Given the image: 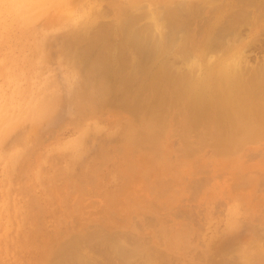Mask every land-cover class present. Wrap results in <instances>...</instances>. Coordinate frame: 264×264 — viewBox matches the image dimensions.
I'll use <instances>...</instances> for the list:
<instances>
[{"label":"rangeland","instance_id":"1","mask_svg":"<svg viewBox=\"0 0 264 264\" xmlns=\"http://www.w3.org/2000/svg\"><path fill=\"white\" fill-rule=\"evenodd\" d=\"M143 1L0 0V264H51L77 238L88 241L69 263L113 264L118 256L103 244L113 235L139 246L120 264H264V210L251 203L264 208V135L221 150L217 137L227 134L194 126L179 105L154 123L127 107L151 98L148 82L121 68L116 53L98 58L115 44L133 58L124 19L149 23V4L163 19L172 2ZM251 50L254 67L264 52ZM136 57L134 66L149 64ZM163 59L171 57L148 76Z\"/></svg>","mask_w":264,"mask_h":264},{"label":"bare ground","instance_id":"2","mask_svg":"<svg viewBox=\"0 0 264 264\" xmlns=\"http://www.w3.org/2000/svg\"><path fill=\"white\" fill-rule=\"evenodd\" d=\"M54 1L56 2V4H60L64 0ZM145 1L147 2V0ZM170 2L172 4H168L166 2L168 5L166 4L164 6V12L166 13L163 16V19H161L162 16L159 15L160 11H157L159 8L157 10L149 9V7L153 6H150V4L148 5V3H146L145 8L148 5V9L146 10H150V15L148 16L149 19L145 21H150L149 23L143 24L142 22L137 26V21L140 22L142 20V17L140 15H137L135 17H131L130 15L129 17L124 19L122 31H124L125 40L130 45L128 46V48L131 47L135 51V54H133L134 56H132L133 58L126 57L123 46H116V44L115 48H112L109 53H103V56H98L99 59H101L103 62H106L109 61L112 55H115L113 53H116V58L121 64V68H126V70L129 67L132 68L134 74L137 73L143 80L145 79V83L148 82L145 88L149 89L151 98L147 99L146 101H142L141 98L137 97L135 103L132 106L127 107H129L130 110H134L135 113L142 112L141 114L147 115L148 118H150V120L152 121L154 120L153 122L155 123L162 118L163 108H166L168 106H183V110L186 112L189 122L194 126L201 123H214L222 133L227 134H225L226 136L217 137L218 141L216 142V146L219 145V149L225 151L230 150L231 147L235 145L243 143V141L245 140H250L251 138L255 137L258 138L259 136L261 137L262 135H264V57L256 66L250 67L248 66L249 61L247 60L248 55H246L247 50L249 51L251 49L252 52H264V0H170ZM132 4H135V2H132ZM155 4L157 5V3ZM68 5H70L69 7L71 8L72 5ZM162 6L163 4L160 7ZM76 7H78V5ZM179 7H182V12L186 14L185 18H183V15L181 14L182 12ZM78 8L81 9V7ZM131 10L132 9H130V11ZM101 11L102 10L100 9L99 12L101 13ZM117 11H119V9ZM130 11L128 10L129 13H131ZM122 17H120V19ZM102 26L105 25L102 24ZM165 28L167 29L166 33L164 32ZM89 32L90 31H88V33ZM95 37L97 40H100L102 38L99 33L96 34ZM79 43H81V41ZM78 48L80 47H77L76 49L78 50ZM140 53L147 55L148 61L145 62H148V65H146L147 63H138L136 64V66H134V62H136L135 58H137V54L140 55ZM166 55L170 56L171 59L161 60L152 71V73L148 76L150 68L155 65L158 60ZM81 60L82 59H80V61ZM107 79H109V77ZM100 87L103 89V91L107 90V86L104 83L101 84ZM125 87L121 86L118 89L123 91ZM124 99L125 98H123V100ZM251 203H254L252 204L254 209L253 211L259 212L260 210H264V208L256 204L255 201L251 200ZM182 224L183 223L179 222L177 226L179 227ZM96 229L97 228H94L93 230L96 231ZM93 230L91 231L94 233ZM168 230L170 231L169 228ZM99 232H101V230H99ZM179 233H181V231H179ZM86 235L88 236V234ZM101 239L102 238H100V240ZM125 239L126 237H122V235L119 237L116 235L110 237L103 236V244H106L107 250L109 249V251H112L118 256H116L118 262L115 261L116 259H114V263L116 262L120 264L121 261L127 262L130 257L133 256V253L139 251L138 245L134 246L135 248L127 247L125 244L126 241L124 242ZM86 240L87 239L85 238H77L70 240L69 242L60 246L57 249L54 256L55 258L51 262V264H65V262L67 264H71L69 263V261L70 259H72L71 256H73V250L77 249L75 248V246H78L79 243H84ZM93 247L94 246H90L87 249L92 248V250H90L92 253V251H94ZM224 247L225 248L221 247V249L225 251L229 249V247ZM102 249L100 251L104 252L105 248L103 250ZM96 250H98V247ZM108 253L109 252H107V255ZM100 255L102 254L100 253ZM107 255L106 260L109 259L107 258ZM145 256H143V258ZM113 257L115 256L112 255V258ZM103 258H105L104 254ZM100 259L102 258L100 257ZM99 261L100 264H104L101 263V260ZM110 261H112V259L108 261L109 264H111ZM108 262L106 261L105 264H107ZM129 262L131 263V261ZM129 262L127 264H129ZM143 262H145V260Z\"/></svg>","mask_w":264,"mask_h":264}]
</instances>
